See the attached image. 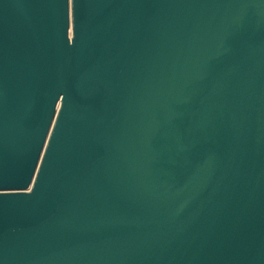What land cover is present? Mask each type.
I'll use <instances>...</instances> for the list:
<instances>
[{"label": "water", "instance_id": "obj_1", "mask_svg": "<svg viewBox=\"0 0 264 264\" xmlns=\"http://www.w3.org/2000/svg\"><path fill=\"white\" fill-rule=\"evenodd\" d=\"M0 264H264V0H0Z\"/></svg>", "mask_w": 264, "mask_h": 264}]
</instances>
